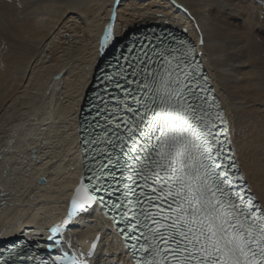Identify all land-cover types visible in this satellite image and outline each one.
<instances>
[{
    "label": "bare ground",
    "instance_id": "obj_1",
    "mask_svg": "<svg viewBox=\"0 0 264 264\" xmlns=\"http://www.w3.org/2000/svg\"><path fill=\"white\" fill-rule=\"evenodd\" d=\"M110 25L119 42L156 27L192 39L244 179L264 205V0H0V244L25 228L24 238L44 228L48 236L67 215L82 172L78 121ZM73 224L58 253L127 264L95 206Z\"/></svg>",
    "mask_w": 264,
    "mask_h": 264
},
{
    "label": "snow or ice",
    "instance_id": "obj_2",
    "mask_svg": "<svg viewBox=\"0 0 264 264\" xmlns=\"http://www.w3.org/2000/svg\"><path fill=\"white\" fill-rule=\"evenodd\" d=\"M112 38L110 25L102 47ZM127 52L118 58L127 65L119 78L104 76L118 90L112 110L98 108L103 123L93 117L95 126L86 120L82 129L91 175L76 189L64 224L100 203L120 214L127 264H264V205L241 187L233 157L224 156L221 136L228 133L216 121L226 120L196 49L153 32ZM62 230L50 229L49 248L62 246L56 239ZM92 249L86 257L95 243ZM84 255L63 251L41 264H89Z\"/></svg>",
    "mask_w": 264,
    "mask_h": 264
},
{
    "label": "water",
    "instance_id": "obj_3",
    "mask_svg": "<svg viewBox=\"0 0 264 264\" xmlns=\"http://www.w3.org/2000/svg\"><path fill=\"white\" fill-rule=\"evenodd\" d=\"M80 181H82V179H81ZM44 183H45V181H44L43 179H40V180L38 181V184H44ZM75 195H76V189L74 190V194H73V196L70 198V200H69V202H68L69 209H70V207H71V201H72V199L75 197ZM94 243L97 244V239L95 240V242L92 243V245H93ZM92 245H91V247H90V251H93V249H92Z\"/></svg>",
    "mask_w": 264,
    "mask_h": 264
},
{
    "label": "rangeland",
    "instance_id": "obj_4",
    "mask_svg": "<svg viewBox=\"0 0 264 264\" xmlns=\"http://www.w3.org/2000/svg\"><path fill=\"white\" fill-rule=\"evenodd\" d=\"M173 31H176V30H174V29H172ZM62 38H63V40H66L67 38H68V34H64L63 36H62ZM66 44V43H65ZM45 54H47V56H46V58H45V61H49L50 59H51V57L48 55V51L47 52H45ZM57 80V79H56ZM66 240V239H65ZM67 240H69V238L67 239ZM65 242V241H64Z\"/></svg>",
    "mask_w": 264,
    "mask_h": 264
}]
</instances>
